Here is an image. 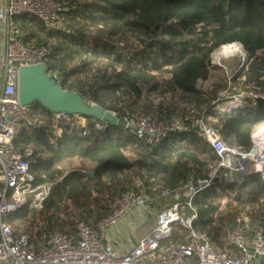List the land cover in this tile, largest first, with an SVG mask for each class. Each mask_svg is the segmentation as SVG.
Instances as JSON below:
<instances>
[{"label": "trees", "instance_id": "1", "mask_svg": "<svg viewBox=\"0 0 264 264\" xmlns=\"http://www.w3.org/2000/svg\"><path fill=\"white\" fill-rule=\"evenodd\" d=\"M55 1L65 8L59 30H48L35 17L15 21L24 45L51 49L48 73L58 76L62 89L76 91L88 104L128 121L179 119L190 131L171 134L158 145L139 141L145 149L132 162L127 143L112 133L122 128L88 117H82L86 126L57 123L56 114L41 104L30 107L29 121L22 124L15 145L22 154L32 152L31 170L39 181L45 177L51 190L42 210L13 215L11 223L15 238L29 235L35 248L45 243L50 231L74 235L77 222L93 228L128 190L153 198L207 178L219 159L194 127L195 118L220 130L227 145L244 151L252 148V137L264 124V98L254 107L219 110L216 101L228 84L198 87L217 69L211 63L213 52L240 43L249 59L240 79L252 93L264 96V0ZM131 39L139 48L137 59L127 58L120 47ZM155 92L170 99L157 104L150 99ZM74 159L79 167L66 175L61 166ZM225 175L221 172V182L193 201V229L207 234L220 250H230L222 249L225 198L228 206L245 211L235 219L264 218L262 176L253 171L232 182ZM178 238L176 233L173 240Z\"/></svg>", "mask_w": 264, "mask_h": 264}, {"label": "built area", "instance_id": "2", "mask_svg": "<svg viewBox=\"0 0 264 264\" xmlns=\"http://www.w3.org/2000/svg\"><path fill=\"white\" fill-rule=\"evenodd\" d=\"M64 11L63 4L55 0H0V264H253V260L260 264L264 260V218L238 216L226 231L230 250H220L207 234L193 229L197 219L193 201L201 192L221 182V172L226 173V178L229 173L230 176L238 173L237 180H242L250 174L253 165V171L264 179V141L259 144L256 138L258 135L264 138V124L254 133L252 148L244 151L227 145L220 130L204 119L195 118L194 127L199 128L219 159L207 178L176 190H163L153 198L128 190L116 199L111 214L93 228L77 222L74 235L50 231L39 248L32 245L29 235L15 238L5 219L24 211L42 210L51 190L45 177L39 181L33 174L29 161L32 152L22 154L15 145L22 124L29 121V108L19 101V73L23 67L47 66L52 54L48 47L24 45L15 19L35 17L48 30L56 31L61 28ZM49 75L58 82L57 75ZM259 98L264 96L238 92L227 98L226 92H221L216 103L218 106L229 103L228 109H241L256 106ZM80 118L65 113L55 115L57 123ZM123 119L134 137L149 145H158L171 134L190 131L179 120L140 119L130 123ZM97 127L104 130L102 124ZM253 149L255 154L251 152ZM243 162L249 163L247 175ZM163 201L170 204L157 215L155 227L129 251L123 252L109 241L110 235L135 213L148 212L150 204L159 206ZM186 207L193 210L189 217L182 214ZM177 226L187 235L182 233L173 240Z\"/></svg>", "mask_w": 264, "mask_h": 264}, {"label": "rangeland", "instance_id": "3", "mask_svg": "<svg viewBox=\"0 0 264 264\" xmlns=\"http://www.w3.org/2000/svg\"><path fill=\"white\" fill-rule=\"evenodd\" d=\"M120 47L122 49H124V52H125V55L127 56V58H131L132 55L136 56V53L139 49L138 45L135 43V41L133 39H131L127 44H124V45L120 44ZM217 51L213 52L212 57H211V63L213 65V67L217 68L215 70L212 69V73H211L212 79L207 83L199 82L198 87L199 88H202V87L208 88L209 86L215 87L217 84H223L224 85L227 83L228 87L225 90L223 89L220 91V92H226L227 98H229L230 96H232L233 94H236L238 92H240V93H245V92L246 93H252L250 90H248L249 88L247 86H245V84H244L245 79L244 78L240 79V76L249 67V61H248V63H247L248 65L246 66V68H243V64L246 63V61L248 60L247 50H246L243 61H241V59L238 57H234L231 59L222 60L219 63L216 62L214 59V55L217 53ZM137 58L138 57L136 56L135 59H137ZM48 63L49 62H47V64ZM252 94H254V93H252ZM150 97H151L150 99L157 104L161 100L170 99V95L162 94L161 92H155ZM228 106H230V104L226 103L223 105H219L218 108H219V110H225V108H227ZM218 108H216V109H218ZM137 120H140V118L133 119L132 121H130V123H132V122L135 123ZM209 120L212 121L211 118H209ZM72 122L76 126H82L81 123L83 122V118L75 119ZM55 128H56V130H54L55 134L57 136H61L62 130L58 126H55ZM123 130L124 131H122V132L118 131V134L115 132H112L113 136H114V138H118V140H123V142L127 143L126 155L128 156V158L132 162H135L137 160L138 154L140 152H143L145 147H140L139 141H137L135 139L134 135L131 133V131L129 129L125 128ZM78 167H79V161L77 159L66 162L61 166V168H63L65 170L66 175L69 174L71 171L77 169ZM253 168H254V166L251 165V168H250L251 172H253ZM237 175H238V173H233L232 176H230V173L228 174L229 179H231L232 182H235L237 180ZM228 202H229L228 199L225 198L224 202L222 203V211H221L224 214V217L226 218V222H227V225L223 228V232L225 234L224 240L226 239L227 227H229L233 223V220L235 219L234 217H236L240 213H245V211L242 208L237 207L235 204H233V206H228L227 205ZM160 204H162L164 206L166 203H165V201H163V202H160ZM149 209L151 210V211H148V212H151L149 214V218H148L149 222L147 221V224L145 226L141 227L139 232H137L138 236H140L144 231H146L148 228H150L151 223L156 221L157 215L160 212L158 210L159 209L158 204H156V203L150 204ZM192 213L193 212L191 211V209H189L187 207L185 210H182V214L187 216V217H189ZM11 218H12V216L7 217L5 219V222L8 223L11 227H13L12 223H11ZM176 228H175V230H176V233L179 234V237H181L182 233H183V235H185L184 231H182V230L178 231ZM151 230H149V231H151ZM224 240L222 238V241H223V248L222 249H229V244L227 243V241H224ZM252 263L253 264H259V261L253 260ZM260 264H264V260L260 261Z\"/></svg>", "mask_w": 264, "mask_h": 264}, {"label": "water", "instance_id": "4", "mask_svg": "<svg viewBox=\"0 0 264 264\" xmlns=\"http://www.w3.org/2000/svg\"><path fill=\"white\" fill-rule=\"evenodd\" d=\"M248 61L249 59L243 64V68H246ZM18 94L20 104L27 108L41 104L54 114L65 113L70 116L88 117L122 129L127 127V121L119 118L115 113L98 105L88 104L76 91L62 89L60 83L49 75L46 65L21 68ZM251 152L255 154L256 150L253 149ZM242 164L245 167L244 175H247L249 163ZM240 176L244 177L243 174Z\"/></svg>", "mask_w": 264, "mask_h": 264}, {"label": "crops", "instance_id": "5", "mask_svg": "<svg viewBox=\"0 0 264 264\" xmlns=\"http://www.w3.org/2000/svg\"><path fill=\"white\" fill-rule=\"evenodd\" d=\"M82 126L87 125V121L83 119V122L81 123ZM117 133V131H113ZM118 134V133H117ZM165 205L162 204L158 206V210L161 212L167 205L170 204L169 201H165ZM149 211H151L149 209ZM151 212H137L135 213L130 220H128L126 223L122 224L119 228L115 230L113 234L110 235L109 241H111L116 247H120L123 252L129 251V249L137 242V240L143 238L145 235H147L153 227H155L156 221L151 223L150 228H148L146 231H144L140 236L137 235V232L141 229V227L145 226L147 224V221L149 222V214Z\"/></svg>", "mask_w": 264, "mask_h": 264}, {"label": "bare ground", "instance_id": "6", "mask_svg": "<svg viewBox=\"0 0 264 264\" xmlns=\"http://www.w3.org/2000/svg\"><path fill=\"white\" fill-rule=\"evenodd\" d=\"M246 50L243 45L240 43H235L234 45H226L220 48L217 53L214 55V59L216 62H220L225 59H231L234 57H238L241 59V61L244 60ZM258 139V143L264 141V138L262 136H256Z\"/></svg>", "mask_w": 264, "mask_h": 264}]
</instances>
